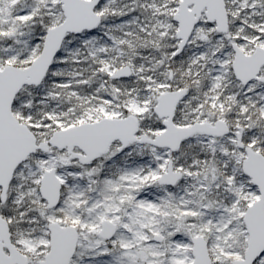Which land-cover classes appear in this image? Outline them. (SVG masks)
<instances>
[{"label": "snow or ice", "instance_id": "6c2138e0", "mask_svg": "<svg viewBox=\"0 0 264 264\" xmlns=\"http://www.w3.org/2000/svg\"><path fill=\"white\" fill-rule=\"evenodd\" d=\"M0 264H264V0H0Z\"/></svg>", "mask_w": 264, "mask_h": 264}]
</instances>
